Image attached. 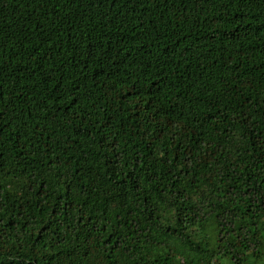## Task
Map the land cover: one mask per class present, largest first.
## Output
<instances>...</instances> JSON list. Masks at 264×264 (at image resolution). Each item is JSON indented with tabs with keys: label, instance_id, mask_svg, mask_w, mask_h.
<instances>
[{
	"label": "trees",
	"instance_id": "trees-1",
	"mask_svg": "<svg viewBox=\"0 0 264 264\" xmlns=\"http://www.w3.org/2000/svg\"><path fill=\"white\" fill-rule=\"evenodd\" d=\"M0 264H264V0H0Z\"/></svg>",
	"mask_w": 264,
	"mask_h": 264
}]
</instances>
